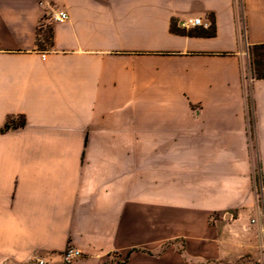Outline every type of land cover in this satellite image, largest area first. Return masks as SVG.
<instances>
[{
    "label": "crops",
    "instance_id": "0c3cea01",
    "mask_svg": "<svg viewBox=\"0 0 264 264\" xmlns=\"http://www.w3.org/2000/svg\"><path fill=\"white\" fill-rule=\"evenodd\" d=\"M259 46L264 0H0V264H264Z\"/></svg>",
    "mask_w": 264,
    "mask_h": 264
},
{
    "label": "built area",
    "instance_id": "2783aa9c",
    "mask_svg": "<svg viewBox=\"0 0 264 264\" xmlns=\"http://www.w3.org/2000/svg\"><path fill=\"white\" fill-rule=\"evenodd\" d=\"M41 6H45L40 4ZM50 23H64L67 20V15L64 11L48 7L45 9V17ZM180 27L182 28H194L200 27L203 29H209L210 23L208 21H203L201 18H187L180 22ZM41 59H45V53H41ZM82 258V252L80 249L74 247L73 245H67L61 254L60 264H72L73 262ZM23 264H52L45 259L33 257L28 259Z\"/></svg>",
    "mask_w": 264,
    "mask_h": 264
},
{
    "label": "rangeland",
    "instance_id": "374dc122",
    "mask_svg": "<svg viewBox=\"0 0 264 264\" xmlns=\"http://www.w3.org/2000/svg\"><path fill=\"white\" fill-rule=\"evenodd\" d=\"M248 56H249V63H250V71L253 75H261L264 74L263 71V64H264V46L263 47H253L249 49L248 52ZM188 196L186 197V200H188ZM144 230V228H143ZM154 233L156 235V233H158L160 231V229L158 228H154ZM169 243H171V241H168ZM168 242H158V243H154L153 244V249L156 252H159L162 250L163 247H165L167 245ZM151 247L150 245H146V244H138L137 248L134 247V249H145V248H149ZM178 250H180V248L176 247ZM133 249V248H132ZM131 249V250H132ZM82 252V251H81ZM124 251H119L116 252L115 255H117L115 257V259H112L113 262H115L116 264L121 263L124 260V256H123Z\"/></svg>",
    "mask_w": 264,
    "mask_h": 264
},
{
    "label": "trees",
    "instance_id": "16d2710c",
    "mask_svg": "<svg viewBox=\"0 0 264 264\" xmlns=\"http://www.w3.org/2000/svg\"><path fill=\"white\" fill-rule=\"evenodd\" d=\"M259 47H263V46H259ZM263 68H264V64H263ZM264 71V69H263ZM257 77H264V74H261V75H256Z\"/></svg>",
    "mask_w": 264,
    "mask_h": 264
}]
</instances>
